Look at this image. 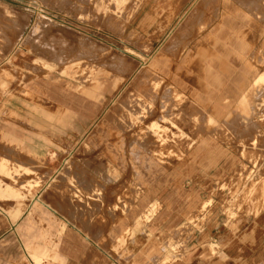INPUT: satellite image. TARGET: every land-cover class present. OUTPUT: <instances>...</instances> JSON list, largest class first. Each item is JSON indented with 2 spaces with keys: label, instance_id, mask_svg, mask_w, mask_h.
I'll use <instances>...</instances> for the list:
<instances>
[{
  "label": "crops",
  "instance_id": "0c3cea01",
  "mask_svg": "<svg viewBox=\"0 0 264 264\" xmlns=\"http://www.w3.org/2000/svg\"><path fill=\"white\" fill-rule=\"evenodd\" d=\"M185 15L191 17L185 29L196 31L207 25L205 31L211 34L190 43L184 54H175L165 42ZM136 24L147 31L145 44L161 49L152 61L157 68L154 72L187 99L177 114L171 108L172 123L181 132L177 138L171 137L179 149L170 151L174 155L170 157L180 160L164 166L162 173L155 163L148 164L147 184L142 187L146 193L133 204L129 216L116 221L113 237L107 225L98 234L89 233L72 223L71 217L57 216L51 222L52 234L44 238L39 210L34 215L26 210L15 216L10 200L0 199V264H22L28 258V247L39 253L51 246L56 247L61 264H120L111 244L103 240L121 235L125 224L134 230L133 254L173 256L176 252L167 241L177 240L179 230H192L183 253L195 258L208 255L202 264H264V125L255 115L250 118L258 104L241 103L250 94L252 81L262 73L264 0H145ZM120 58L116 70L101 75L94 84L61 76L37 82L46 116L31 109L36 102L26 96L27 83L5 97L0 138L7 143L30 138L37 149L0 150V172L11 170L12 159L39 163L58 153L45 149V142L55 148L60 138L71 142L84 137L123 88L129 73L124 72L125 59ZM161 108L160 104L154 110ZM115 154L121 159L142 157L139 152ZM110 155L106 153L107 158L113 157ZM143 157L155 158L150 153ZM164 157L168 158V151ZM259 158H263L259 161L262 167L254 171L251 159ZM135 169L133 173L139 175ZM5 190L0 185V191ZM209 200L212 209L207 211L202 229L195 228L190 218ZM141 206L158 209L145 222L141 221ZM46 239L50 244L43 241Z\"/></svg>",
  "mask_w": 264,
  "mask_h": 264
},
{
  "label": "rangeland",
  "instance_id": "374dc122",
  "mask_svg": "<svg viewBox=\"0 0 264 264\" xmlns=\"http://www.w3.org/2000/svg\"><path fill=\"white\" fill-rule=\"evenodd\" d=\"M143 2L145 0H0V119L4 118L1 110L5 97L17 92L20 85L27 83L26 96L36 102V108L31 109L46 116L43 95L35 87L40 80L61 76L82 84H94L101 75L116 70L120 57L125 59L124 72L129 73L123 88L107 103L105 115L84 137L72 138L71 142L60 138L55 148L45 142L48 147L45 149L58 153L39 163L12 159L11 170L0 172V185L6 188L0 191V199L10 200L15 216L26 210L34 215L35 210H39L37 215L43 218L44 238L52 234L51 222L57 216L71 217L72 223L89 233L98 234L107 225L112 236L113 230L117 231L119 217L129 216L133 204L144 197L146 192L142 187L147 184L148 164L155 163L157 172L162 173L164 166L171 167L180 160L170 157L174 156L170 151L179 149V144L172 143L171 137L177 138L181 132L177 125L171 124V108L174 106L177 114L187 99L154 72L157 68L152 61L161 49L146 45L144 34L147 35V31L137 28L138 11ZM190 18L183 16L166 39L165 44L171 45L167 49L175 54H184L190 43L211 34L205 31L207 25L196 31L185 29ZM177 40L180 41L177 43ZM262 66V73L252 81L250 94L244 97L245 101L258 104L259 109L254 112L256 120L264 114V110L260 112L264 109V61ZM160 104L161 110H154ZM47 116L50 120V115ZM261 124L264 125V121ZM35 149L30 138L11 143L0 138V150ZM117 151L127 155L139 152L142 157L121 159L116 157ZM167 151L168 158H165ZM106 153L113 157L107 158ZM148 153L155 158L143 157ZM261 159L263 161L259 158L255 162L251 159L254 171ZM133 168L138 169L139 175L133 173ZM212 203L209 200L190 218L195 228L202 229ZM32 204L34 207H30ZM157 209L141 206V221L147 222ZM125 225L121 235L103 240L111 244L112 253L120 264H202L208 261L209 256L205 254L195 258L183 253L192 230H179L177 240L167 241L176 252L173 256L133 254L134 230L130 224ZM183 233L184 238H181ZM43 241L50 244L49 239ZM28 251V258L22 264H61L56 247H45L39 253L28 247Z\"/></svg>",
  "mask_w": 264,
  "mask_h": 264
},
{
  "label": "bare ground",
  "instance_id": "6f19581e",
  "mask_svg": "<svg viewBox=\"0 0 264 264\" xmlns=\"http://www.w3.org/2000/svg\"><path fill=\"white\" fill-rule=\"evenodd\" d=\"M243 3H244V2H243ZM245 4H247V3H245ZM208 69H209V68H208ZM201 70H202V69H201ZM250 72H251V71H250ZM200 73H201V72H200ZM207 73H208V72H207ZM209 74H210V73H209ZM211 80H212V78H211ZM249 102H250V101H245V98H243V99L241 100V103H242V104H249ZM260 105H261V104H260ZM262 106H263V105H262ZM262 110H264V109H261L260 112H261ZM262 112H263V111H262ZM258 113H259V112H258ZM246 114L248 115V114H250V113L246 112ZM251 114H252V116H250V118L252 119V118H254V117H253L254 114H253V113H251ZM257 117H258V116H257ZM250 118H249V119H250ZM260 121H264V114H262V115L259 116V122H260ZM247 123H248V122H247ZM171 124H172V126L176 127V124H175V123H172V122H171ZM253 124L257 126L256 123H253ZM254 128H256V127H254ZM257 129H258V128H257ZM175 132H176V131H175ZM164 133H165V132H164ZM262 165H263V164H262ZM261 167H262V166H260L259 168H261ZM253 176H254V175H253ZM250 177H251V176H250ZM251 179H252V178H251ZM251 179H250L249 181H252ZM242 180H243V179H242ZM247 180H248V179H247ZM249 181H248V183H250ZM245 183H246V182H245ZM248 183H247V184H248ZM243 185H244V184H243ZM245 187H246V186H245ZM257 188H258V187H257ZM259 189H261V188L259 187Z\"/></svg>",
  "mask_w": 264,
  "mask_h": 264
}]
</instances>
